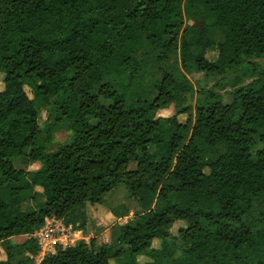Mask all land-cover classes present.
<instances>
[{
	"label": "trees",
	"instance_id": "obj_1",
	"mask_svg": "<svg viewBox=\"0 0 264 264\" xmlns=\"http://www.w3.org/2000/svg\"><path fill=\"white\" fill-rule=\"evenodd\" d=\"M254 58L264 60V0H0V264H264ZM192 71L240 73L231 102L196 89ZM63 123L70 139L48 150ZM22 155L40 168L18 169ZM119 184L138 208L111 242L77 240L38 261L34 232L52 218L78 228L80 208Z\"/></svg>",
	"mask_w": 264,
	"mask_h": 264
},
{
	"label": "rangeland",
	"instance_id": "obj_2",
	"mask_svg": "<svg viewBox=\"0 0 264 264\" xmlns=\"http://www.w3.org/2000/svg\"><path fill=\"white\" fill-rule=\"evenodd\" d=\"M214 55V52L209 53V57H212ZM254 62L257 66H261L264 68V60L262 58H254L251 60ZM188 78L193 83L194 87L196 89H212L217 93H220L223 95L224 102L228 103L231 102V98L229 96V92L232 89V86L230 84L231 81L235 79V76H241L240 73L237 72H230L226 76L222 77L219 75H207L203 72L198 71H192L189 73ZM253 78L250 77H244L241 81V84H246L250 82ZM223 84V88L221 85ZM3 86V74L0 72V90ZM26 91L29 93V89L26 88ZM29 95H31L29 93ZM193 103V102H192ZM175 113L174 105H169L166 109H162L158 111L159 116H171ZM47 116V111L43 109L41 111L40 115V127L44 126V120ZM178 119L181 122H186L187 116L186 114H180L178 115ZM68 124L63 123L59 126H57L56 131L54 133V139L53 142L48 146V150L54 151L59 146L65 144L70 139V132L68 130ZM14 165L18 169H25L28 171H35L40 168L39 162L31 163L28 160V156L22 155L14 158L13 160ZM135 164H131L130 168H134ZM205 172L208 173L209 170L206 168ZM43 195L40 194L38 196V200H43ZM125 205L130 209V213L128 216L117 218L115 217L111 210L114 208H119L121 205ZM138 208V202L135 199H130L128 197L127 190L124 186V184H119L115 186L113 189H111L109 192H107L104 195V204H90L86 203L83 207L80 209H83L85 211L86 216L84 219H80L78 221V228H74L72 225V230L77 231L75 240H85L89 241L90 238H93L100 244L104 242H111L113 240V236L115 234V226L119 223L126 222L129 218L133 217V212L135 209ZM186 223L181 220H177L174 222L172 227L170 228V232L176 236L178 235V231L180 228L185 227ZM27 236L20 238L13 237V242L18 243L26 239ZM152 245L154 247L159 246V240L154 239L152 242ZM52 250L51 248L46 247L45 249L40 250V253L37 256V259L40 257L41 253L48 252ZM4 251L0 246V259L4 258ZM138 260L142 263L147 260L144 256H139ZM109 264H118L117 261L111 260Z\"/></svg>",
	"mask_w": 264,
	"mask_h": 264
},
{
	"label": "built area",
	"instance_id": "obj_3",
	"mask_svg": "<svg viewBox=\"0 0 264 264\" xmlns=\"http://www.w3.org/2000/svg\"><path fill=\"white\" fill-rule=\"evenodd\" d=\"M77 233L72 230L71 225H66L63 220L52 218L47 220L45 225L34 232L32 236L37 239L42 250L46 247L55 250L58 245L66 247L73 244L76 240L72 237H76Z\"/></svg>",
	"mask_w": 264,
	"mask_h": 264
},
{
	"label": "crops",
	"instance_id": "obj_4",
	"mask_svg": "<svg viewBox=\"0 0 264 264\" xmlns=\"http://www.w3.org/2000/svg\"><path fill=\"white\" fill-rule=\"evenodd\" d=\"M50 252H54V250H51ZM43 255H44V253H41L40 257L38 258V261H40V259L42 258Z\"/></svg>",
	"mask_w": 264,
	"mask_h": 264
}]
</instances>
